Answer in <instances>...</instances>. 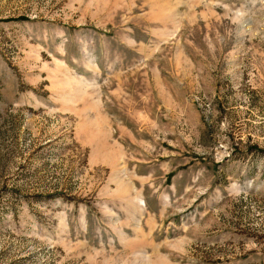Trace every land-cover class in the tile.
<instances>
[{
  "label": "rangeland",
  "instance_id": "374dc122",
  "mask_svg": "<svg viewBox=\"0 0 264 264\" xmlns=\"http://www.w3.org/2000/svg\"><path fill=\"white\" fill-rule=\"evenodd\" d=\"M0 264H264V0H0Z\"/></svg>",
  "mask_w": 264,
  "mask_h": 264
}]
</instances>
